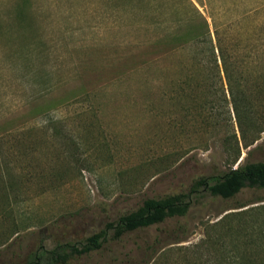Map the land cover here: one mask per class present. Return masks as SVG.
Instances as JSON below:
<instances>
[{
	"label": "rangeland",
	"instance_id": "1",
	"mask_svg": "<svg viewBox=\"0 0 264 264\" xmlns=\"http://www.w3.org/2000/svg\"><path fill=\"white\" fill-rule=\"evenodd\" d=\"M192 1L239 49L237 110L208 57L200 69L207 29L186 0H0V264L264 161V0ZM263 230V188L201 191L68 264H237L264 256Z\"/></svg>",
	"mask_w": 264,
	"mask_h": 264
},
{
	"label": "trees",
	"instance_id": "2",
	"mask_svg": "<svg viewBox=\"0 0 264 264\" xmlns=\"http://www.w3.org/2000/svg\"><path fill=\"white\" fill-rule=\"evenodd\" d=\"M186 1L194 8L198 18L207 29L202 35L199 34L193 39L204 40L202 41L204 44L208 43L202 49L198 46L199 44L196 45L198 47L196 55L200 61V69L203 70L202 61L208 57L207 60L211 63L210 75L215 77L217 81L220 80L227 83L229 93L232 96L233 106L237 110L238 97L232 85L235 83L233 80V76L235 75L233 69L234 62L236 61L235 56L239 52V49L236 48L229 51L223 45V39L215 27L214 15H209L213 27H215L212 34H210L205 17L202 16L192 0ZM186 44L188 42L182 41L179 46H185ZM246 58L247 62L253 61V53L250 51V54ZM252 141H245V146L251 144ZM245 187L264 189V161L244 162L219 175L201 176L190 184L186 192L168 194L160 198L146 197L136 209L119 216L115 221L106 222L102 229L90 234L82 242L56 243L51 248L39 245L21 264H68L71 259L88 255L100 249L108 239L118 240L126 232L160 223L166 218L185 215L192 205V201L201 191H205L211 196L230 198ZM237 264H264V256L253 261L250 259L244 262L240 261Z\"/></svg>",
	"mask_w": 264,
	"mask_h": 264
}]
</instances>
